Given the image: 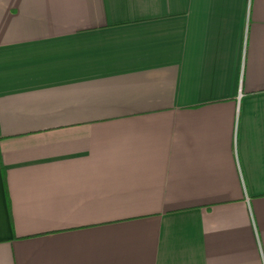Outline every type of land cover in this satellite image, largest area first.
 Wrapping results in <instances>:
<instances>
[{
    "label": "crops",
    "instance_id": "crops-1",
    "mask_svg": "<svg viewBox=\"0 0 264 264\" xmlns=\"http://www.w3.org/2000/svg\"><path fill=\"white\" fill-rule=\"evenodd\" d=\"M0 264H264V0H0Z\"/></svg>",
    "mask_w": 264,
    "mask_h": 264
}]
</instances>
